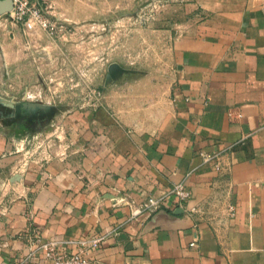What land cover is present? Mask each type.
I'll return each instance as SVG.
<instances>
[{
  "label": "crops",
  "instance_id": "crops-1",
  "mask_svg": "<svg viewBox=\"0 0 264 264\" xmlns=\"http://www.w3.org/2000/svg\"><path fill=\"white\" fill-rule=\"evenodd\" d=\"M206 2L132 121L101 106L40 123L0 105V264L42 262L49 241L91 264H264V5ZM180 181L192 196L176 212Z\"/></svg>",
  "mask_w": 264,
  "mask_h": 264
},
{
  "label": "rangeland",
  "instance_id": "rangeland-1",
  "mask_svg": "<svg viewBox=\"0 0 264 264\" xmlns=\"http://www.w3.org/2000/svg\"><path fill=\"white\" fill-rule=\"evenodd\" d=\"M206 1L220 0H48V28L9 15L0 34V105L40 123L101 106L127 110L132 121L164 84L172 38L205 20Z\"/></svg>",
  "mask_w": 264,
  "mask_h": 264
},
{
  "label": "built area",
  "instance_id": "built-area-1",
  "mask_svg": "<svg viewBox=\"0 0 264 264\" xmlns=\"http://www.w3.org/2000/svg\"><path fill=\"white\" fill-rule=\"evenodd\" d=\"M48 0H13V9L10 11L14 20L25 25H38L44 28L51 26V20L47 17L45 4ZM206 159L216 157L217 154L203 153ZM192 193L185 181H180L175 184L171 190L172 204L169 206L172 211H185L188 200ZM163 199L150 195L145 203L147 210H155L161 207ZM100 237H92L82 240L81 242H92L93 245L98 244ZM43 250L42 262H24L19 264H91V258L86 251L80 249L77 251H58L56 243L49 241L42 243L40 246Z\"/></svg>",
  "mask_w": 264,
  "mask_h": 264
},
{
  "label": "water",
  "instance_id": "water-1",
  "mask_svg": "<svg viewBox=\"0 0 264 264\" xmlns=\"http://www.w3.org/2000/svg\"><path fill=\"white\" fill-rule=\"evenodd\" d=\"M13 9V0H0V13L10 12Z\"/></svg>",
  "mask_w": 264,
  "mask_h": 264
}]
</instances>
